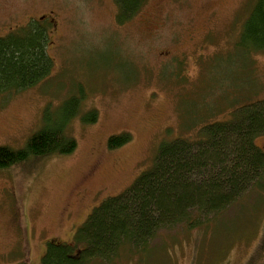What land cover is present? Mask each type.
I'll list each match as a JSON object with an SVG mask.
<instances>
[{
    "label": "rangeland",
    "instance_id": "374dc122",
    "mask_svg": "<svg viewBox=\"0 0 264 264\" xmlns=\"http://www.w3.org/2000/svg\"><path fill=\"white\" fill-rule=\"evenodd\" d=\"M255 1L148 0L120 24L116 0H0V36L48 16L54 58L42 82L0 100V145L22 148L47 106L83 96L67 127L72 153L0 170V264H40L49 240L71 242L95 207L155 165L163 143L196 141L209 122L264 99V50L240 45ZM91 110L97 120L82 121ZM122 132L130 141L109 148ZM256 144L264 150V135ZM256 198L209 231H162L154 254L127 250L117 263L264 264V199Z\"/></svg>",
    "mask_w": 264,
    "mask_h": 264
},
{
    "label": "trees",
    "instance_id": "16d2710c",
    "mask_svg": "<svg viewBox=\"0 0 264 264\" xmlns=\"http://www.w3.org/2000/svg\"><path fill=\"white\" fill-rule=\"evenodd\" d=\"M116 1L117 20L124 24L148 0ZM254 4L240 35V45L248 53L264 50V0ZM51 41L48 25L42 22L0 36V100L31 88L52 72ZM82 97L70 96L54 112L47 106L42 127L22 148L0 145V170L72 153L77 144L67 127L82 114ZM97 118V110L81 115L86 123ZM260 135H264V99L246 103L228 120L209 122L196 141L183 137L166 141L155 165L132 187L95 207L71 242L49 240L40 264H118L127 250L148 258L154 254L151 241L162 231L177 226L209 231L229 208L254 194L261 205L264 150L256 144ZM130 139L126 132L111 135L108 146L118 148Z\"/></svg>",
    "mask_w": 264,
    "mask_h": 264
},
{
    "label": "flooded vegetation",
    "instance_id": "af4514ba",
    "mask_svg": "<svg viewBox=\"0 0 264 264\" xmlns=\"http://www.w3.org/2000/svg\"><path fill=\"white\" fill-rule=\"evenodd\" d=\"M48 18V16L47 17H45L44 18V16H43V19L42 20H37V22H42V23H45V24H47L48 25V29H50V26H51V23H48V22H46V20L45 19H47ZM53 19V18H52Z\"/></svg>",
    "mask_w": 264,
    "mask_h": 264
}]
</instances>
